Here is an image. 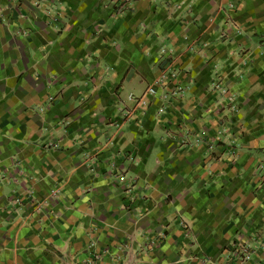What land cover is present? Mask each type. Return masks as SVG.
<instances>
[{"label": "crops", "instance_id": "crops-1", "mask_svg": "<svg viewBox=\"0 0 264 264\" xmlns=\"http://www.w3.org/2000/svg\"><path fill=\"white\" fill-rule=\"evenodd\" d=\"M41 1L0 0V264H246L263 210L194 143L206 101L128 99L190 60L165 8L184 0H51L50 27Z\"/></svg>", "mask_w": 264, "mask_h": 264}, {"label": "rangeland", "instance_id": "rangeland-1", "mask_svg": "<svg viewBox=\"0 0 264 264\" xmlns=\"http://www.w3.org/2000/svg\"><path fill=\"white\" fill-rule=\"evenodd\" d=\"M135 1L106 0L114 16L127 11ZM246 1L184 0L179 7L167 4L171 19L181 28L193 30L189 34L192 41L186 38L179 48L190 60L176 58V67L167 69L172 62L168 60L164 65L167 71L145 92L154 87L151 96H155L158 89L172 86L170 95L179 100L190 99L199 106L206 101L204 113H208L209 123L202 124L201 130H192L197 136L194 143H206L214 151L213 160L222 161L226 169L239 168L231 183L246 181L253 198L261 202V226L248 236L244 248L238 244L234 253L242 263L264 264V0L256 12L250 9L255 0ZM40 3L35 5L42 9L39 21L44 25L64 20L58 2ZM238 5H243V11ZM186 131V135L191 132Z\"/></svg>", "mask_w": 264, "mask_h": 264}, {"label": "built area", "instance_id": "built-area-1", "mask_svg": "<svg viewBox=\"0 0 264 264\" xmlns=\"http://www.w3.org/2000/svg\"><path fill=\"white\" fill-rule=\"evenodd\" d=\"M154 94V87H151L149 89H147V91L139 96V97H135L133 95H130L128 97L129 101L132 102L134 104V110H143L148 106V97H150L151 95ZM119 182H124L125 180L120 178Z\"/></svg>", "mask_w": 264, "mask_h": 264}, {"label": "clouds", "instance_id": "clouds-1", "mask_svg": "<svg viewBox=\"0 0 264 264\" xmlns=\"http://www.w3.org/2000/svg\"><path fill=\"white\" fill-rule=\"evenodd\" d=\"M177 7H179V5H177ZM242 7V6H241ZM91 41H89V43H90ZM235 53H233V55H234ZM213 123H215V122H213ZM252 257L251 256H249L248 257V259H251Z\"/></svg>", "mask_w": 264, "mask_h": 264}]
</instances>
